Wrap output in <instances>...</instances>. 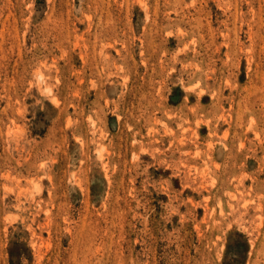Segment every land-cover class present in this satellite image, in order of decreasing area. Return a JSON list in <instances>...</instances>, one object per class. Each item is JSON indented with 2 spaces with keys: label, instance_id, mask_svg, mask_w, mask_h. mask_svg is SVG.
I'll list each match as a JSON object with an SVG mask.
<instances>
[{
  "label": "rangeland",
  "instance_id": "obj_1",
  "mask_svg": "<svg viewBox=\"0 0 264 264\" xmlns=\"http://www.w3.org/2000/svg\"><path fill=\"white\" fill-rule=\"evenodd\" d=\"M0 264H264V0H0Z\"/></svg>",
  "mask_w": 264,
  "mask_h": 264
}]
</instances>
